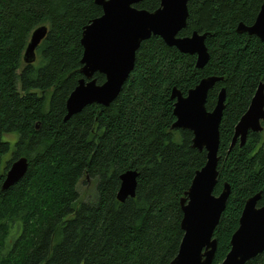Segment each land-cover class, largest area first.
<instances>
[{
	"label": "trees",
	"instance_id": "trees-1",
	"mask_svg": "<svg viewBox=\"0 0 264 264\" xmlns=\"http://www.w3.org/2000/svg\"><path fill=\"white\" fill-rule=\"evenodd\" d=\"M263 3L191 0L179 36L207 35V66L198 69L196 56L153 36L109 107L93 104L65 121L83 77L82 33L102 7L95 0H0V264H172L184 237L181 199L207 162V152L193 148V133L173 128L172 90L186 95L212 76L221 81L209 92L208 111L226 90L214 190L219 196L230 186L214 234L213 264H222L247 200L261 193L258 207L264 205V129L230 150L264 83V42L237 29L252 26ZM160 5L143 0L136 7L154 12ZM42 26L48 33L37 59L25 64L32 33ZM21 157L29 161L25 177L3 191L6 172ZM130 170L139 174L136 197L122 203L120 176ZM87 179L95 195L85 202L79 186ZM246 264H264V253Z\"/></svg>",
	"mask_w": 264,
	"mask_h": 264
},
{
	"label": "water",
	"instance_id": "water-1",
	"mask_svg": "<svg viewBox=\"0 0 264 264\" xmlns=\"http://www.w3.org/2000/svg\"><path fill=\"white\" fill-rule=\"evenodd\" d=\"M143 0H95L102 7L103 15L88 24L82 33L83 57L80 70L82 79L70 94L65 121L81 113L87 106L97 104L109 107L120 95L136 64V55L143 42L153 36L162 38L168 47L180 53L196 56V67L203 69L210 61L205 34L194 32L180 37L187 27L188 4L191 0H161L154 12L136 7ZM238 33H247L264 42V3L252 26L239 24ZM48 28H37L30 38L24 53V63L33 64L36 50L45 39ZM96 74L105 76L98 84ZM221 81L212 76L203 78L199 84L184 95L176 87L172 90L175 101L174 129L193 133V148L207 152L206 165L196 172L185 197L181 199L183 219L181 228L184 237L178 255L172 264H213L218 248L215 230L226 209L230 186L225 184L219 196L214 195L218 183L220 149V125L225 109L226 90L218 95L215 108L207 110L209 92ZM264 83L258 87L248 111L235 128L230 150L240 141L244 146L250 132H262L264 127ZM29 161L26 157L15 160L2 185L8 190L26 175ZM137 171H127L120 176L121 185L117 194L120 202L135 198ZM261 193L247 200L239 228L231 239V250L222 264H246L264 253V205L258 207Z\"/></svg>",
	"mask_w": 264,
	"mask_h": 264
},
{
	"label": "rangeland",
	"instance_id": "rangeland-1",
	"mask_svg": "<svg viewBox=\"0 0 264 264\" xmlns=\"http://www.w3.org/2000/svg\"><path fill=\"white\" fill-rule=\"evenodd\" d=\"M6 140L15 141L16 136H5ZM7 159V158H6ZM80 199L81 201L92 200L95 195V182L90 179H87L85 182H82L79 186Z\"/></svg>",
	"mask_w": 264,
	"mask_h": 264
}]
</instances>
